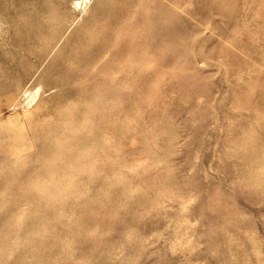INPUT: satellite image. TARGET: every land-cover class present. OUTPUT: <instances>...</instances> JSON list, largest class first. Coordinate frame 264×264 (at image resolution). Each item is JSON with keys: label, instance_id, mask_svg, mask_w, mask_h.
Wrapping results in <instances>:
<instances>
[{"label": "rangeland", "instance_id": "obj_1", "mask_svg": "<svg viewBox=\"0 0 264 264\" xmlns=\"http://www.w3.org/2000/svg\"><path fill=\"white\" fill-rule=\"evenodd\" d=\"M104 1L0 4V262L264 264V0Z\"/></svg>", "mask_w": 264, "mask_h": 264}, {"label": "bare ground", "instance_id": "obj_2", "mask_svg": "<svg viewBox=\"0 0 264 264\" xmlns=\"http://www.w3.org/2000/svg\"><path fill=\"white\" fill-rule=\"evenodd\" d=\"M22 1H24V0H0V4H1V6H5V5H8V6H11V7H20V4L22 3ZM26 1H28V2H30V3H33V2H37L38 0H26ZM60 1V4L61 5H67V4H69V3H71V5H72V7H73V9L74 10H77L78 12H80V13H84L85 11H86V9L88 8V7H90V5L93 3V0H59ZM106 1V0H105ZM104 1V2H105ZM5 2H8V4H6ZM3 3V4H2ZM102 4H106V5H108V3H102ZM15 5V6H14ZM14 14V13H13ZM81 15V14H80ZM20 20V19H19ZM20 26V25H19ZM23 36H25V35H23ZM54 52V51H53ZM52 54V53H51ZM53 63V62H52ZM41 70V69H40ZM45 71V70H44ZM47 71V70H46ZM51 74V73H50ZM34 78V77H33ZM30 79V78H29ZM28 81V80H27ZM31 81V80H30ZM2 89V88H1ZM9 89V88H8ZM12 94H14V93H12ZM16 94V93H15ZM20 94H21V96L19 97V99H18V101H19V103L17 104V105H13V108L14 109H16V108H21L24 112H30V111H32V110H34V109H36V107H38V105H39V103L41 102V100H43V97H45V96H48L49 94H51V90H46V89H44L43 87H41V86H36V87H34V88H27L26 90H22V92H20ZM13 96V95H12ZM42 110V109H41ZM37 111V110H36ZM18 114V113H17ZM31 114V113H30ZM19 115V114H18ZM31 117H32V115H31ZM21 119V118H20ZM34 119V118H33ZM1 123V122H0ZM6 123V122H5ZM5 123H3V126H4V124ZM1 126V125H0ZM5 126H6V124H5ZM12 127L11 128H13L14 126L13 125H11ZM41 127V126H40ZM51 129V130H50ZM47 128V130L50 132H48V134L50 135L51 133H52V128ZM41 133H43V131L41 132ZM46 137L47 136H49V135H47V132H46V134H44ZM41 136V135H40ZM45 136L43 137V139H46L45 138ZM41 139H42V136H41ZM43 139L41 140V144H42V141H43ZM48 139H50V138H47V140ZM47 140H45V141H47ZM40 141V140H39ZM44 142V141H43ZM48 142H49V140H48ZM45 143V142H44ZM47 143V142H46ZM46 143H45V145H40L42 148H44V146H46ZM39 144V143H38ZM40 146L38 147L39 148V150H41V148H40ZM55 146V145H54ZM53 146V147H54ZM50 147V146H49ZM45 148H47V147H45ZM54 149H58V148H54ZM44 151H45V149H43ZM58 151V150H57ZM51 152V151H50ZM54 152H55V150H54ZM42 153V152H41ZM36 154V153H35ZM43 154V153H42ZM52 155H54L53 153H51ZM45 156H46V154H44ZM55 155H57V154H55ZM61 155V154H60ZM28 156V155H27ZM34 156V155H33ZM40 156H42V155H39V162H40ZM28 157H30V156H28ZM49 157H50V155H49ZM52 158H54V156L52 157ZM22 159V158H21ZM27 159H29L30 160V158H27ZM32 159L33 158H31V160L29 161V162H31L32 161ZM45 159V158H44ZM49 158H47V160H48ZM56 159V158H55ZM58 159V158H57ZM3 160V159H2ZM0 161V163H1V165H3L4 163H2L3 161H5V160H3V161ZM36 160H37V158H36ZM47 160H46V162H47ZM17 161L19 162V159H17ZM16 161V162H17ZM20 161H22V160H20ZM50 161H52V159H50L48 162L50 163ZM54 161V160H53ZM53 161H52V164H53ZM56 161V160H55ZM60 161V160H59ZM9 162H12V161H9ZM16 162L14 163V161H13V163L14 164H16ZM23 162H27V161H23ZM43 162V161H42ZM48 162L47 163H45V161H44V163L45 164H47L48 165ZM61 162H64V161H61ZM60 162V163H61ZM5 163H6V161H5ZM21 163V162H20ZM19 163V164H20ZM43 163V164H44ZM7 164V163H6ZM14 164H12V166H14ZM23 164V163H22ZM21 164V166L23 167V165ZM29 163H26V165H28ZM33 164H34V161H33ZM42 164V165H43ZM43 165V168L46 166V165ZM51 164V163H50ZM51 164V165H52ZM55 164V166L57 165L58 166V164H56V163H54ZM0 165V171H4L3 170V168H2V170H1V166ZM17 166H18V163L16 164ZM15 165V166H16ZM30 165V164H29ZM51 165L50 166H47V167H51ZM60 165V164H59ZM4 166H5V164H4ZM8 167H10L11 165L8 163V165H7ZM11 166V167H12ZM14 166V169L13 170H16V168H17V166L15 167ZM20 166V165H19ZM24 166H25V164H24ZM10 167V168H11ZM29 167V166H28ZM31 167H33L32 165H31ZM54 167V166H53ZM53 167H51V169L53 168ZM6 168V167H5ZM4 168V169H5ZM37 168V167H36ZM43 168H42V170H43ZM46 168V167H45ZM19 169H21L20 167H19ZM41 169V168H40ZM48 169V168H47ZM51 169H49L50 171H53V169H54V171H55V168H53L52 170ZM6 170H9V169H6ZM12 170V171H13ZM18 170V169H17ZM16 170V171H17ZM57 170V169H56ZM16 171H14V175L16 174ZM19 171V170H18ZM18 171H17V174H18ZM38 171V170H37ZM40 171V170H39ZM45 172L47 171V173H48V170H44ZM44 171H42L43 173H44ZM49 171V172H50ZM7 172V171H6ZM5 172V173H6ZM31 172V171H30ZM4 173V172H3ZM7 173H9V172H7ZM6 173V174H7ZM51 173H54V172H51ZM11 175H13V172L12 173H10ZM9 174V175H10ZM1 175H2V173H1ZM0 175V176H1ZM8 175V174H7ZM33 175H34V173H33ZM42 175V174H41ZM32 176V175H31ZM31 176H30V178H31ZM38 176V174L36 175V178H38L37 177ZM46 176H47V174H46ZM6 177V176H5ZM11 178V177H10ZM28 178H29V176H28ZM29 178V179H30ZM0 179L2 180V177H0ZM7 179V178H6ZM4 180V179H3ZM8 180H10V179H8ZM31 181H32V179H30ZM41 180V179H40ZM0 182H2L3 184H4V181H0ZM36 183L37 182H40L39 180L38 181H35ZM43 182V181H42ZM42 182H40V183H42ZM48 182V181H47ZM32 183H34L33 181H32ZM31 183V184H32ZM36 183H34V184H36ZM6 184V183H5ZM33 185V184H32ZM37 185V184H36ZM42 185V184H41ZM35 186V185H34ZM33 186V187H34ZM36 187H38V185L37 186H35L34 188H36ZM39 187H42V186H40L39 185ZM46 187V186H45ZM47 188V187H46ZM40 189V188H39ZM43 189V188H42ZM8 190V189H7ZM35 190V193H36V189H34ZM38 192V191H37ZM41 192V191H40ZM39 192V193H40ZM45 192V191H44ZM1 193V192H0ZM5 193V192H4ZM34 193V192H33ZM43 192H41L40 194H42ZM44 194V193H43ZM4 195V194H3ZM1 198V197H0ZM22 204V203H21ZM21 206V205H20ZM23 206V205H22ZM47 207V206H46ZM25 210V209H24ZM47 211V210H46ZM28 212V211H27ZM26 213V212H25ZM33 213V212H32ZM46 213V212H45ZM34 214V213H33ZM36 214V213H35ZM46 215H47V213H46ZM47 217V216H46ZM46 221V220H45ZM13 229V228H12ZM24 238V237H23ZM27 238H29V237H27ZM16 239V238H15ZM24 240V239H23ZM13 241V240H12ZM19 241H21V240H19ZM17 242V241H16ZM16 245V244H15ZM19 246V248H20V246L21 245H18ZM32 246V245H31ZM16 247V246H15ZM15 247H13V248H15ZM19 248H17V249H19ZM6 249V248H5ZM8 249H9V247H8ZM8 249H7V252H8ZM11 250H12V247L10 248ZM4 250V249H3ZM20 250V249H19ZM19 250H17V251H19ZM7 252H5V253H7ZM12 252V251H11ZM15 252H16V248H15ZM12 253H14V252H12ZM1 254V253H0ZM2 254H3V251H2ZM9 254V253H8ZM16 254H17V252H16ZM15 255V254H14ZM1 256V255H0ZM2 256H5V254H3ZM1 256V258H4V257H2ZM7 256V255H6ZM5 256V257H6ZM10 256V255H9ZM18 256V255H17ZM21 256V255H20ZM11 257H12V255H11ZM11 257H7L8 258V260H9V258H11ZM7 258H4V259H6L7 260ZM26 258V257H25ZM14 259V258H13ZM12 258H11V260H13ZM22 260H23V258H22ZM21 260V261H22ZM20 261V262H21ZM7 262V261H6ZM0 263H3V261L2 262H0ZM3 264H5V262L3 263ZM7 264V263H6Z\"/></svg>", "mask_w": 264, "mask_h": 264}]
</instances>
